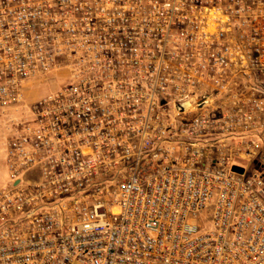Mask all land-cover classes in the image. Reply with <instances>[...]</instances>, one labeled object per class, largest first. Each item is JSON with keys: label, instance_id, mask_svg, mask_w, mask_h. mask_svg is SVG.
I'll list each match as a JSON object with an SVG mask.
<instances>
[{"label": "built area", "instance_id": "1", "mask_svg": "<svg viewBox=\"0 0 264 264\" xmlns=\"http://www.w3.org/2000/svg\"><path fill=\"white\" fill-rule=\"evenodd\" d=\"M0 109V264H264V0H0Z\"/></svg>", "mask_w": 264, "mask_h": 264}, {"label": "rangeland", "instance_id": "2", "mask_svg": "<svg viewBox=\"0 0 264 264\" xmlns=\"http://www.w3.org/2000/svg\"><path fill=\"white\" fill-rule=\"evenodd\" d=\"M56 79V77H55ZM52 89L50 82L46 84H41L30 88L27 93L28 101L39 98L40 96L46 94ZM29 115L24 110L13 111L8 114L5 110L0 109V189L9 180L8 171V140L15 134L16 131H23L28 123ZM245 166V165H244ZM235 167V166H234ZM234 167L233 170L234 171ZM239 171H235L239 175L255 176L260 174L263 170L254 165L240 167Z\"/></svg>", "mask_w": 264, "mask_h": 264}, {"label": "water", "instance_id": "3", "mask_svg": "<svg viewBox=\"0 0 264 264\" xmlns=\"http://www.w3.org/2000/svg\"><path fill=\"white\" fill-rule=\"evenodd\" d=\"M241 168L239 166L234 167V171H239Z\"/></svg>", "mask_w": 264, "mask_h": 264}]
</instances>
